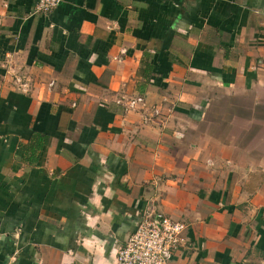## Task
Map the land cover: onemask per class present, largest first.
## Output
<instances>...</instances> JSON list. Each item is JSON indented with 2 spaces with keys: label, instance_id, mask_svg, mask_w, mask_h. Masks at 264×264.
Masks as SVG:
<instances>
[{
  "label": "crops",
  "instance_id": "0c3cea01",
  "mask_svg": "<svg viewBox=\"0 0 264 264\" xmlns=\"http://www.w3.org/2000/svg\"><path fill=\"white\" fill-rule=\"evenodd\" d=\"M37 2L0 0V264H116L151 203L172 264H264V0Z\"/></svg>",
  "mask_w": 264,
  "mask_h": 264
},
{
  "label": "built area",
  "instance_id": "2783aa9c",
  "mask_svg": "<svg viewBox=\"0 0 264 264\" xmlns=\"http://www.w3.org/2000/svg\"><path fill=\"white\" fill-rule=\"evenodd\" d=\"M64 0H38L37 14L49 15ZM188 225L157 211L153 205L141 214L135 231L118 250L116 264H172L189 248Z\"/></svg>",
  "mask_w": 264,
  "mask_h": 264
},
{
  "label": "rangeland",
  "instance_id": "374dc122",
  "mask_svg": "<svg viewBox=\"0 0 264 264\" xmlns=\"http://www.w3.org/2000/svg\"><path fill=\"white\" fill-rule=\"evenodd\" d=\"M151 205H153L154 208H155L157 211H159V209H157V207L154 205V203H151Z\"/></svg>",
  "mask_w": 264,
  "mask_h": 264
},
{
  "label": "trees",
  "instance_id": "16d2710c",
  "mask_svg": "<svg viewBox=\"0 0 264 264\" xmlns=\"http://www.w3.org/2000/svg\"><path fill=\"white\" fill-rule=\"evenodd\" d=\"M41 146H42V145H40V147H41ZM40 147H39V148H40Z\"/></svg>",
  "mask_w": 264,
  "mask_h": 264
}]
</instances>
